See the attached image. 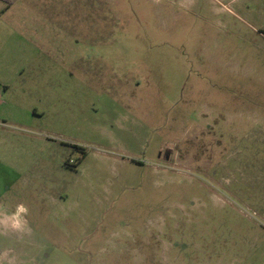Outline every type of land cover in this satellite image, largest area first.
<instances>
[{
	"label": "rangeland",
	"instance_id": "1",
	"mask_svg": "<svg viewBox=\"0 0 264 264\" xmlns=\"http://www.w3.org/2000/svg\"><path fill=\"white\" fill-rule=\"evenodd\" d=\"M12 1L0 264H264V0Z\"/></svg>",
	"mask_w": 264,
	"mask_h": 264
},
{
	"label": "flooded vegetation",
	"instance_id": "2",
	"mask_svg": "<svg viewBox=\"0 0 264 264\" xmlns=\"http://www.w3.org/2000/svg\"><path fill=\"white\" fill-rule=\"evenodd\" d=\"M198 118H200V123L198 124L199 127L202 126L201 122H203L204 120L208 121V116L207 115H198ZM229 143L231 144L232 142H229ZM171 155H172L171 151L170 150H166L164 153L163 152L159 153V158L163 157L166 161H170ZM176 217H178V216H176L174 214V215L171 216L170 219L165 220L166 225H169L170 227H173L171 225L174 223Z\"/></svg>",
	"mask_w": 264,
	"mask_h": 264
},
{
	"label": "crops",
	"instance_id": "3",
	"mask_svg": "<svg viewBox=\"0 0 264 264\" xmlns=\"http://www.w3.org/2000/svg\"><path fill=\"white\" fill-rule=\"evenodd\" d=\"M0 1H2V2H4V3H6L7 4V9L9 8L10 9V7L14 4L15 5V2L13 3V1L11 0V3H8V2H5V1H3V0H0Z\"/></svg>",
	"mask_w": 264,
	"mask_h": 264
},
{
	"label": "trees",
	"instance_id": "4",
	"mask_svg": "<svg viewBox=\"0 0 264 264\" xmlns=\"http://www.w3.org/2000/svg\"><path fill=\"white\" fill-rule=\"evenodd\" d=\"M3 1L8 2V3H11V0H3ZM75 148L79 149L78 147H75Z\"/></svg>",
	"mask_w": 264,
	"mask_h": 264
}]
</instances>
